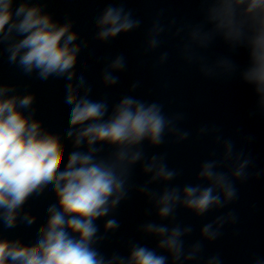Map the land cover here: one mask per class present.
<instances>
[{"label":"clouds","instance_id":"9594fccd","mask_svg":"<svg viewBox=\"0 0 264 264\" xmlns=\"http://www.w3.org/2000/svg\"><path fill=\"white\" fill-rule=\"evenodd\" d=\"M52 2L0 0V67L6 55L8 66L24 77L64 81L68 109L67 127L52 130L38 116L36 92L0 75V264H224L219 252L205 256V245L215 244L226 228L239 223L236 211L215 215L194 240L193 225L177 222V213L201 218L220 212L239 199V185L264 179V168H256L247 150L255 136L237 129L238 147L219 127L200 126L195 136L211 138L219 154L214 148L200 163L194 183H176L181 170L169 166L166 153L148 155L146 149L189 140L192 133L181 127L186 114H169L162 103L138 98L140 80L114 103L107 94L92 98L90 65L84 71L77 67L91 41L82 38L71 15L56 18L48 9ZM126 2L107 0L94 20L95 41L109 44L141 27ZM185 2L197 5L198 19L177 21L157 11L141 55L162 48L166 37L177 39V54L185 64L195 65L206 80H238L252 96L247 119H264V0ZM217 43L224 54L206 55ZM241 53L243 64L235 59ZM168 61L169 52L163 51L152 67ZM96 63L103 64L99 84L104 89L116 87L128 67L124 54ZM137 166L146 177L143 183L134 182ZM48 193L54 199L40 222L29 201ZM133 193L148 205L145 216L154 219L137 225L136 236L121 244L123 253L106 254L102 246L122 227L117 210ZM19 226L35 228L31 242L9 235ZM249 259L264 264V256Z\"/></svg>","mask_w":264,"mask_h":264}]
</instances>
